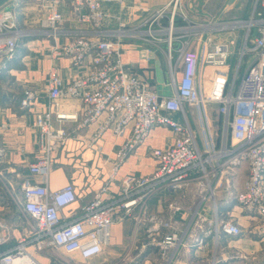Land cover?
Instances as JSON below:
<instances>
[{
    "label": "built area",
    "instance_id": "1",
    "mask_svg": "<svg viewBox=\"0 0 264 264\" xmlns=\"http://www.w3.org/2000/svg\"><path fill=\"white\" fill-rule=\"evenodd\" d=\"M105 1L109 0H13L0 9V57L13 58L19 45L31 37L51 38V58L68 57L75 67L85 68L68 84L55 67L50 70V107L35 115L38 156L29 167L40 181L27 178L21 184V210L30 224L28 233L13 248L0 252V264H42L34 252H46L56 264L66 262L59 253L77 255L83 262L95 260L111 244L113 227L126 219L138 226L148 224L149 244L164 258L187 247L184 230L174 226L169 215L181 206L169 205L165 218L149 214V201L158 192L182 191L193 184L199 186V205L211 201L214 210L208 228L200 225L199 229L214 242L221 237L234 240L243 230L230 212L218 211L216 194L228 190L227 182L242 164H247L248 174L234 198L243 211L259 220L264 233V0H253L246 16L226 15L208 22L193 21L185 11V0H170L141 26L116 33L104 29ZM190 1L193 6L198 2ZM64 6L69 7V16L63 13ZM233 6L229 4L224 12H232ZM30 9L37 15L35 22H28ZM66 22L74 27H65ZM128 37L166 46L170 96L162 97L122 62L121 44ZM176 42H180L178 48ZM233 58L237 62L232 71L229 61ZM34 97L25 90L22 108L29 107ZM61 99L79 100L82 112L61 111ZM185 104L218 107L223 140L217 149L203 152L198 148ZM173 113H183L184 122L169 115ZM67 122L98 123V136L109 127L117 136L130 129V138L117 154L118 163L143 145L157 126L170 128L175 140L167 148L151 151L156 162L151 176L125 177L116 196L106 184L79 214L67 220L63 211L78 200L75 186L70 183L56 191L47 187L54 154L70 137ZM9 237L10 230L0 227V246ZM197 242L198 249L207 244L205 238Z\"/></svg>",
    "mask_w": 264,
    "mask_h": 264
},
{
    "label": "crops",
    "instance_id": "2",
    "mask_svg": "<svg viewBox=\"0 0 264 264\" xmlns=\"http://www.w3.org/2000/svg\"><path fill=\"white\" fill-rule=\"evenodd\" d=\"M169 1H105L104 29L113 33L121 29L127 31L136 29L153 11ZM245 1L247 3L244 0H198L193 6L191 1L187 0L184 8L193 21L208 22L226 15L233 18L237 13L234 11L243 7L241 15H248L253 0ZM233 3L234 10L226 14L225 7ZM62 11L69 16L68 6L62 7ZM36 20L37 15L30 9L28 22ZM64 26L74 27L70 22H66ZM65 40V38L61 39V41ZM123 43L126 62H140L141 53L145 51L154 53L153 57L144 61L143 65L146 68H137L133 71L148 80L162 97L170 96L172 91L169 84L166 46L156 47L151 43L130 37L124 39ZM52 45L51 38L31 37L19 45L13 58L0 57V227L5 226L10 230L9 240L0 246V252L13 248L18 239L28 233L30 224L21 210L23 198L21 184L27 178L33 183L40 181L39 177L30 174L29 167L38 156L39 134L33 126L35 115L50 107L47 94L50 70L55 67L65 84L70 83L85 70L84 67H75L68 57L51 58ZM178 46L180 42H176L175 47ZM157 61L160 62L163 83L157 81ZM204 71L203 65H200V74ZM25 90L33 92L35 97L29 107L22 108L20 99ZM59 109L80 114L83 105L79 100L61 99ZM184 112L195 131L198 148L203 152L217 149L223 140L222 117L218 107L185 104ZM169 115L182 123L185 120L183 113ZM66 125L70 137L54 154L47 187L49 191H56L70 183L75 186L78 200L63 211L67 220L79 214L81 208L106 184H109L111 194L116 196L125 177L151 176L156 165L151 151L167 148L175 140L170 128L157 126L143 145L131 151L122 162L118 163L117 154L130 138V129H127L123 136H117L113 128L109 127L98 136V123L82 126L67 122ZM115 163L118 165L114 173ZM113 173L115 177L111 181ZM247 174L248 166L242 164L227 182L228 190H221L216 194L218 211L221 214L231 213L243 230L240 237L231 241L221 237L218 242H214L204 235V231L199 229V226L208 228V221L214 218L213 204L210 201L199 205V186L193 184L182 191L158 192L149 201V214L165 218L169 205L181 206L180 211L169 215L173 225L184 230L187 247L179 248L162 258L159 250L149 244L146 233L148 224L138 226L133 219H126L113 227L111 244L95 260L99 264H167V259L168 264H264V233L260 231V222L243 211L234 198L236 192L242 188ZM24 219L27 223L22 227ZM204 238L206 246L198 249L197 240ZM30 250L33 251V248L31 247ZM33 254L42 264H56L46 256L38 257L35 252ZM69 257L71 260L69 264L79 260L77 255Z\"/></svg>",
    "mask_w": 264,
    "mask_h": 264
},
{
    "label": "water",
    "instance_id": "3",
    "mask_svg": "<svg viewBox=\"0 0 264 264\" xmlns=\"http://www.w3.org/2000/svg\"><path fill=\"white\" fill-rule=\"evenodd\" d=\"M13 0H0V9L6 5H8L9 3H11ZM121 48H122V62L127 64L129 66L130 69L135 70L137 68H146L143 63L144 61H146L148 58H151L154 56V53L152 51H145L141 53V58L142 60L138 63H134V62H126L124 61V54H125V44H121ZM156 72H157V81L158 83H163L164 82V78H163V73L162 70L160 68V62L157 61L156 63Z\"/></svg>",
    "mask_w": 264,
    "mask_h": 264
},
{
    "label": "rangeland",
    "instance_id": "4",
    "mask_svg": "<svg viewBox=\"0 0 264 264\" xmlns=\"http://www.w3.org/2000/svg\"><path fill=\"white\" fill-rule=\"evenodd\" d=\"M187 0H185V2H186ZM244 2L245 3H247V1H245L244 0ZM244 3V4H245ZM13 4H15V3H13ZM191 5V4H190ZM241 10V11H240ZM243 10H244V7L241 9H239L238 11H234V12H237L236 14H235V18H239V17H241L242 15H241V13L240 12H243ZM228 18V17H227ZM240 47L239 46H237L236 48H235V50L237 51L238 49H239ZM236 62H237V58L236 59H230V61H229V64L231 65V67H232V71H233V68L235 67V65H236ZM21 100V99H20ZM27 222H26V220L24 219V220H22V227H24V226H26L25 224H26ZM44 253V254H43ZM47 253L46 252H35V255L36 256H44L45 257V255H46ZM61 254V256H62V258L64 259V261H66V262H71V260H70V257L69 256H67V255H64V253H59V255ZM66 262H63L62 261V264H68V263H66ZM72 264H99V262L98 261H94V260H92V261H89V262H83V261H79V260H76V261H74V262H72Z\"/></svg>",
    "mask_w": 264,
    "mask_h": 264
}]
</instances>
